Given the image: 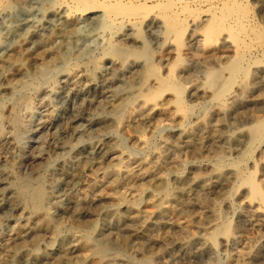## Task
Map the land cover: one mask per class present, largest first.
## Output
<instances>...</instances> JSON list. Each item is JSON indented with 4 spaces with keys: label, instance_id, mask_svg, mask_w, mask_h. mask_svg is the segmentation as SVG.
<instances>
[{
    "label": "rangeland",
    "instance_id": "obj_1",
    "mask_svg": "<svg viewBox=\"0 0 264 264\" xmlns=\"http://www.w3.org/2000/svg\"><path fill=\"white\" fill-rule=\"evenodd\" d=\"M258 1L247 0L241 4L245 11L239 12L241 18L238 19L242 22L239 32L233 16L224 14L229 3L219 7L186 4L185 13H181L180 8V12H170L155 7L154 15L148 20L115 21L108 24L99 37L81 33L79 44L72 46L65 58L55 60L51 48L62 43V37L68 33L65 25L76 31L79 22H82L79 26L88 22L72 18L68 24L63 21L47 31L41 28L43 20L50 7L59 1L0 0V73H11L16 68L24 70L23 75L12 81L9 91L0 92V148H9L7 141L12 143L11 150L18 159L15 172L19 180L28 179L34 188L39 181L43 190L50 191L45 192L50 200L62 197L58 200L63 203L60 189L65 177L57 166L67 164L65 169L69 172L72 167L68 157L77 147H89L95 141L110 137L124 160L130 156L147 175L164 174V183L168 187L172 186L174 175L181 176L188 185L198 172L201 185L209 190L206 206L196 202H193L194 206L187 205L184 198H180L183 204L178 203L171 209V216L177 217L178 221L181 218L188 229L178 231L172 227L166 235L161 234L167 240L175 236L183 240L198 237V240L185 245L182 250L165 243L169 251L151 254L144 264L228 263L229 253L234 251L223 246V234L218 231L223 223L232 227L246 219L249 211L241 201L243 197H254L256 193L250 185H247L250 191L240 192L245 186L243 178L252 174L256 183L264 179L261 175V167H264V6ZM131 4L141 5L138 0ZM143 6L151 8L154 4ZM33 32H38V42H32ZM27 42L30 43L28 46ZM32 54L38 58L34 66L28 65ZM81 68L89 83L79 77ZM69 82L76 84V91L68 95V100L83 116L74 124L67 121L62 103ZM82 94L87 104L83 103ZM109 99L110 105L107 104ZM159 102L164 106L158 115L152 116L147 108L151 103ZM140 113L148 114L151 121L141 140L134 141L130 131L139 129L137 118L142 115ZM102 118L112 121H108L106 130L93 133L89 121ZM123 126L129 128L123 132ZM134 126L136 129L132 128ZM171 151L175 154L173 164L160 165L161 156ZM120 166L114 165L105 176L95 168L80 173L94 189L110 199L112 197V202L98 220L100 227L105 215L115 207L116 200L123 199L137 209L145 205L155 207V203H146L141 191L134 196L123 192L124 184L137 186L134 173L108 183L120 171ZM48 181L53 184L51 188L46 186ZM82 189L74 190V194L87 197ZM39 208L37 211L45 217L53 212L49 203ZM0 225H7L1 214ZM244 228L245 232L239 234L242 233L243 238L250 237L247 239L251 245L264 239L262 227ZM59 232L60 238H66L75 230L69 223H64ZM3 236L4 227L0 230V237ZM211 236L213 247L208 245L199 252V243ZM110 253L109 257L116 258L119 264L142 263V257L137 253L127 250Z\"/></svg>",
    "mask_w": 264,
    "mask_h": 264
},
{
    "label": "bare ground",
    "instance_id": "obj_2",
    "mask_svg": "<svg viewBox=\"0 0 264 264\" xmlns=\"http://www.w3.org/2000/svg\"><path fill=\"white\" fill-rule=\"evenodd\" d=\"M57 1H59L58 4L52 8L50 7V9L47 11L41 28L48 31L52 26H58L63 21L68 24V22H70V19L72 18L73 20L74 18L83 19L84 22L88 23L85 26H79V24L82 23L79 22L76 31H74L73 27L65 25L68 33L62 37V43L51 48V55L55 56V60L63 58L68 50H72V46H77L79 44L81 33L84 34V32H87L88 34H94V36L97 37L102 36V32L108 27V24L119 20H148V17L154 15L155 9L157 7V9L161 8L170 12H175L178 10V8H180V10L182 11L181 13H183L184 9L186 8H184V6H186V4L195 6L212 4L215 7H219V5L221 4L225 5L229 3L230 5H228L227 7L225 6L226 8L224 9V14L233 16L232 20L237 24V30L239 32L242 30V22L238 19L241 18L239 17V12H241L242 10L245 11V9L242 8L243 6L241 4H243L247 0H138L141 3L140 6L132 5L131 2L133 0ZM258 2H260L261 5L264 6V0H259ZM149 3L154 4V6L151 8H146L147 6H143ZM182 7L183 9H181ZM208 9L211 10V8ZM212 11H214V9ZM237 14L238 16L235 18L234 15ZM235 32L234 34L236 35ZM30 38L32 42H38L40 36L38 35V32H33ZM28 44L30 43L27 42L26 46H28ZM35 54L29 56L28 65L34 66L38 62V58ZM67 56H69V54ZM23 73L24 70L22 68H16V70L11 73H0V92L9 91V88L12 85V81L16 77L23 75ZM78 75L80 78L84 79V81L88 82L87 76L85 75V72L82 68L81 70H79ZM124 90L125 89H123V91ZM75 91L76 84L70 83L66 86L63 95L64 98L62 103L64 106L63 110L65 111L64 115L70 124H74L75 122L79 121L80 119L82 120L83 118L81 114L77 113L75 109L76 107H74V105L71 104L68 100V95ZM83 97H85V95H83L81 98L82 101L84 99L83 103H86V97ZM110 102L111 100L109 99V101H107V104L110 105ZM162 106H164V104L160 102L151 103V105L148 106L147 109L153 116V114H157L160 111ZM108 121V119L102 118L96 120L95 122H93V120H90L89 124L91 123V129L93 133H97L107 128L106 126ZM110 121H112V119ZM137 121L140 125V127H138L139 129H136L134 126L132 128H135L136 130H129L130 136L134 141L141 140L146 127H149L146 125L151 120L148 114H142L137 118ZM57 122L60 126L59 121ZM131 123L135 124V122H132V120ZM127 127L123 126L121 131H126ZM7 142H9L7 144L9 148H0V214L1 217L5 218V221L7 223L6 226L0 225V230H2V228L4 227L5 231V236L0 237V264H119L116 258L109 257V255L112 254L110 253L111 251L117 252L119 254L123 250L140 254V256L142 257V263L140 264H144L148 262L150 258L149 256L151 254H160L165 251H169L168 246L167 248L165 247V243L178 248V250H182L185 245L192 243L194 240H198V237L192 238L190 240H183L179 239V236H173L174 238L167 240V237L164 238L162 237V235H166V231L172 227L177 228L178 231H182L184 230V228L188 227H186V224L184 226V223L181 222V218L179 219L180 221H178L176 220L177 217H172V214H170L172 213L171 209L173 207H175L176 205L178 206V203H182L179 200L180 198H184V201L187 203V205L193 206V202H196V204L198 205H202L205 202H208L207 199L209 198V190L204 185H201L200 173L196 172L188 185L187 182L185 185V179H183L181 176L174 175L171 180L172 186L168 187V185L164 183V174L162 175L159 174L160 172H158L153 175H147L146 173L141 172L137 162H133L130 156H128V160H124V157L120 156L122 152L116 149L112 138L107 137L100 141H95L89 147L80 145L72 153H70L68 160L72 168L69 172H66L65 169V166L67 164L65 166L63 164H59V166H57L60 174L65 177L63 179L64 186H61L63 188L60 189V196L64 197V202L60 203L58 199L62 197H59L55 200H50L48 196H46V189L43 190V185L39 181L34 188L32 184H29L28 179L24 182H21L19 180L15 172L18 168V159L11 150L12 143L10 141ZM183 147L181 149H184ZM174 151L161 156L159 164L167 165L174 162ZM117 164H121L120 171L117 172V174H115L112 179H109L110 181L108 183L112 184L117 180L116 178L134 173L133 180L137 184V186H129L128 184L125 185L123 183V192L127 194V196H134L137 192L141 191L145 195L146 203H148L149 205L150 203H155V207L150 208L149 206L145 205L144 207L137 209L136 207L132 208V206H130L128 202L124 201L123 199L116 200L115 207H113L110 213L108 212L107 215H105L104 224L100 227L97 225V223H99L98 220L102 217L104 210L106 209L108 204L112 202V197L110 199L109 197L104 196L105 194L102 195L101 191L94 189L95 187H92L91 183H87L83 179V177L80 176V173L82 170H90L92 168H95L97 172L100 171L99 173L105 176L111 171L112 167ZM262 167L261 175L264 178V167ZM243 176L244 172L241 174V177ZM243 179V184L245 186L242 187L240 192L247 193L248 191H250L249 186H247L250 185L256 193L254 197L245 196L241 201L242 206L249 211V214L247 213V215L245 216L246 219L244 218L245 220H242L243 223L241 222V224H239V222L237 225L231 227L228 226L230 224H228L227 222L225 223H227L228 225H224L223 223L222 227L221 225L219 226L222 228V230L220 228L218 233L223 234V238L221 240L223 246L230 249V251H234V253H229L230 251L228 252L230 258L228 260V263L226 262V264H264V239L260 242H257L256 244L254 243L253 245H251V242L249 241L250 239H247L250 237L244 236L243 238V234H239L241 231L245 232L244 227H251V229L262 227L264 229V204L262 203V199H264V179L261 181V183H256L257 181L254 182L252 174L246 175V177H244ZM52 185V182H49V184L46 186L48 188H51ZM77 189H82L84 192H86L87 197H80L78 195H75L74 190ZM48 203L52 206L53 212L49 213L48 217H45L37 210L40 209L39 206H41L42 204ZM216 215L219 216V214ZM28 218H31L29 219V222L27 221ZM64 223H69L75 230V233L71 235L69 234L66 238H60L59 230L61 224ZM201 229L203 230V232L204 230L206 232L205 227H202ZM199 244H201V246H199L198 248L199 252L203 251L204 248L208 245L213 247V237L211 236L209 240L202 239V243ZM141 247H144V250H142Z\"/></svg>",
    "mask_w": 264,
    "mask_h": 264
}]
</instances>
